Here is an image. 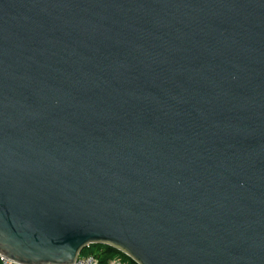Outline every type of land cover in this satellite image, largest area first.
<instances>
[{
	"label": "water",
	"instance_id": "water-1",
	"mask_svg": "<svg viewBox=\"0 0 264 264\" xmlns=\"http://www.w3.org/2000/svg\"><path fill=\"white\" fill-rule=\"evenodd\" d=\"M264 264V0H0V256Z\"/></svg>",
	"mask_w": 264,
	"mask_h": 264
},
{
	"label": "trees",
	"instance_id": "trees-1",
	"mask_svg": "<svg viewBox=\"0 0 264 264\" xmlns=\"http://www.w3.org/2000/svg\"><path fill=\"white\" fill-rule=\"evenodd\" d=\"M94 255L98 258L99 264H109L113 259L120 258L128 264H137L129 256L121 251L103 244L90 245L83 250L80 256ZM0 264L1 261H0Z\"/></svg>",
	"mask_w": 264,
	"mask_h": 264
},
{
	"label": "built area",
	"instance_id": "built-area-1",
	"mask_svg": "<svg viewBox=\"0 0 264 264\" xmlns=\"http://www.w3.org/2000/svg\"><path fill=\"white\" fill-rule=\"evenodd\" d=\"M0 261L2 264H18L12 260H9L8 258L4 256H0ZM75 264H99V260L94 255L79 256ZM109 264H128V263H126L120 258H117V259L111 260Z\"/></svg>",
	"mask_w": 264,
	"mask_h": 264
}]
</instances>
